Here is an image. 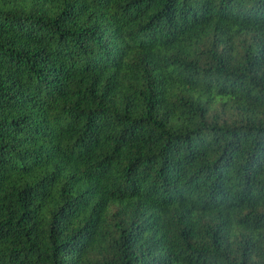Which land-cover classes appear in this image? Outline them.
Listing matches in <instances>:
<instances>
[{
    "label": "trees",
    "instance_id": "trees-1",
    "mask_svg": "<svg viewBox=\"0 0 264 264\" xmlns=\"http://www.w3.org/2000/svg\"><path fill=\"white\" fill-rule=\"evenodd\" d=\"M0 264H264V0H0Z\"/></svg>",
    "mask_w": 264,
    "mask_h": 264
}]
</instances>
